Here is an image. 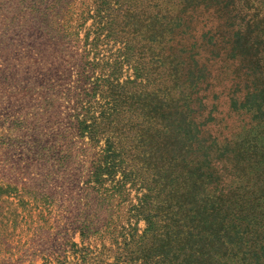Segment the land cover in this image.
<instances>
[{
    "label": "rangeland",
    "instance_id": "1",
    "mask_svg": "<svg viewBox=\"0 0 264 264\" xmlns=\"http://www.w3.org/2000/svg\"><path fill=\"white\" fill-rule=\"evenodd\" d=\"M169 154L212 263L241 264L264 242V0H0V264L153 263Z\"/></svg>",
    "mask_w": 264,
    "mask_h": 264
},
{
    "label": "trees",
    "instance_id": "2",
    "mask_svg": "<svg viewBox=\"0 0 264 264\" xmlns=\"http://www.w3.org/2000/svg\"><path fill=\"white\" fill-rule=\"evenodd\" d=\"M151 7V5H150ZM154 7H157L154 5ZM159 13L153 16L155 21L161 22L163 18H159ZM146 20V36L148 43L152 42V37L156 35V27L154 21L150 16L145 18ZM152 22V23H151ZM164 121L169 119L164 111ZM169 131L168 126L162 127ZM163 162L164 170L167 169L166 181H169L172 177L171 165L173 157ZM198 172V169L195 168ZM196 181V180H194ZM169 184H173L174 188H171L175 192V195L167 196L166 194L163 203H168V207L164 208V212L168 215V223L161 227L159 230H154L149 233L150 236H145L146 242H140L138 244V251L141 255L153 254L155 261L153 263H147L146 260L141 264H213L216 260V254L220 252L225 244H220V237L216 236V240L212 241V236L205 231V218L206 212L204 206L198 203H187L184 200L185 194H183L184 186L186 182L184 180L171 179ZM177 197V198H176ZM165 207L164 204H162ZM162 208V207H161ZM163 209V208H162ZM212 211V209L210 210ZM91 225L87 226L84 224L82 228V237L88 236L87 230L89 231ZM203 238L200 242L199 239ZM207 244L206 246L202 244ZM128 245V244H127ZM207 250H203L207 247ZM227 249V248H225ZM89 251V250H87ZM254 253H243L242 258L236 263L241 264H264V242L258 248H253ZM227 264V262H223Z\"/></svg>",
    "mask_w": 264,
    "mask_h": 264
}]
</instances>
